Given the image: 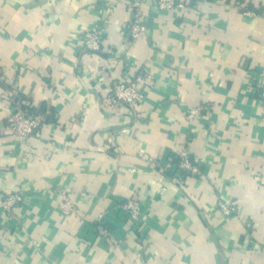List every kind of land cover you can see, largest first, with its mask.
<instances>
[{"label": "crops", "instance_id": "obj_1", "mask_svg": "<svg viewBox=\"0 0 264 264\" xmlns=\"http://www.w3.org/2000/svg\"><path fill=\"white\" fill-rule=\"evenodd\" d=\"M133 1L0 0V264H264V0ZM140 73L139 109L111 106ZM16 95L41 115L34 137L8 130ZM184 155L202 175L179 183Z\"/></svg>", "mask_w": 264, "mask_h": 264}, {"label": "built area", "instance_id": "obj_2", "mask_svg": "<svg viewBox=\"0 0 264 264\" xmlns=\"http://www.w3.org/2000/svg\"><path fill=\"white\" fill-rule=\"evenodd\" d=\"M140 0L133 1V7L136 11L139 7ZM158 7L163 10H171L174 8H184V5L177 0H158ZM245 15H255L253 11H244ZM140 16L136 12V20L131 26V36L133 40H137L142 31ZM107 31L106 23L104 25L96 26L84 33L81 43L88 52L98 53L102 49L105 34ZM154 85V78L146 73L137 74L132 81L121 80L115 83L112 87L107 89L108 102L111 106L126 105L133 110H138L142 102L146 99L149 89ZM261 93V99L264 105V80H262L257 89ZM14 112L8 118V130L11 134L25 139L38 135L42 127V118L29 101L22 100L19 96ZM200 115V109H193L190 113V119H194ZM177 157L172 158V171L177 176L179 183H184V173L191 176L202 175L200 167L188 155L180 157L178 163H173ZM22 194H8L4 197L3 207L10 213L18 207L23 201ZM123 208L126 211L128 219L140 221L143 217V209L141 204L132 198H129L124 204ZM221 211L226 216H231L236 213V207L233 204H222ZM106 232V231H105Z\"/></svg>", "mask_w": 264, "mask_h": 264}, {"label": "trees", "instance_id": "obj_3", "mask_svg": "<svg viewBox=\"0 0 264 264\" xmlns=\"http://www.w3.org/2000/svg\"><path fill=\"white\" fill-rule=\"evenodd\" d=\"M178 162H179V159H176V160L173 161V163H178ZM169 174L174 175L173 171H169ZM184 176L187 177V176H189V174L188 173H184Z\"/></svg>", "mask_w": 264, "mask_h": 264}]
</instances>
